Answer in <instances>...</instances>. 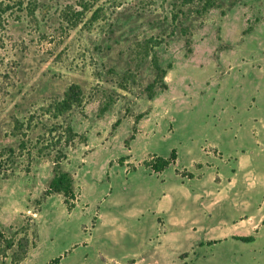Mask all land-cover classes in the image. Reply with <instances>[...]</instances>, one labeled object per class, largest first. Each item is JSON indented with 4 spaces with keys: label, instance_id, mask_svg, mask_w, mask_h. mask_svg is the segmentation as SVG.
Instances as JSON below:
<instances>
[{
    "label": "rangeland",
    "instance_id": "rangeland-1",
    "mask_svg": "<svg viewBox=\"0 0 264 264\" xmlns=\"http://www.w3.org/2000/svg\"><path fill=\"white\" fill-rule=\"evenodd\" d=\"M204 1L0 0V264H264L252 220L232 228L251 241L154 250L158 220L127 218L150 153L226 135L251 148L264 120V0ZM71 84L81 97L65 108ZM57 165L73 178L72 210L45 194ZM120 223L137 241L108 231Z\"/></svg>",
    "mask_w": 264,
    "mask_h": 264
},
{
    "label": "crops",
    "instance_id": "crops-1",
    "mask_svg": "<svg viewBox=\"0 0 264 264\" xmlns=\"http://www.w3.org/2000/svg\"><path fill=\"white\" fill-rule=\"evenodd\" d=\"M251 134V148L243 141L232 144L227 135L218 142L216 136L215 142L185 144L166 155L150 153L167 157L174 150V162L161 172L141 162L134 167L140 169L137 179L147 182L137 189L142 205L126 212L127 218L134 227L149 216L158 220L163 230L154 250L166 248L178 237L191 241L242 235L232 228L240 229L251 220L258 229L264 227V120L258 130L251 127ZM153 177L160 180L156 186L149 182ZM131 227L120 223L114 230L110 225L108 231L137 241ZM170 250L174 255L180 253L176 247ZM142 256L136 255L132 264H138Z\"/></svg>",
    "mask_w": 264,
    "mask_h": 264
},
{
    "label": "trees",
    "instance_id": "trees-1",
    "mask_svg": "<svg viewBox=\"0 0 264 264\" xmlns=\"http://www.w3.org/2000/svg\"><path fill=\"white\" fill-rule=\"evenodd\" d=\"M88 1V0H87ZM215 2L213 0H205L203 4V10H207L208 8L214 6ZM141 48H143L144 54L148 55L150 53L149 46L142 44ZM154 67L157 71L158 75H165V70H163L157 63H156V56L153 55ZM161 86L165 87L166 84L161 82ZM149 88L152 87V84L148 86ZM81 92L76 84H71L68 87V90L65 93V97L62 100V103L65 108L70 107V105L78 103L80 101ZM108 108V104L102 106L101 111H105ZM119 120H116L117 123ZM70 129V128H69ZM78 136L77 132H73L70 130V136ZM85 140V138L83 137ZM175 153L174 150L171 151L170 155L167 157H163L160 155H152L148 159L144 160L143 164L151 169L153 172H161L165 169L169 164L173 163L175 160ZM53 193H61L64 197V204L68 210H72L75 207L76 201H73L75 198V189L73 184V178L71 174L67 171H63L60 166H55L54 174L49 181L48 187L45 190V194H53ZM243 241H251L253 239L252 236H234ZM14 245V241L10 239H5V248H11ZM21 247L23 244L19 243ZM24 249V248H22ZM17 258L14 260V262Z\"/></svg>",
    "mask_w": 264,
    "mask_h": 264
}]
</instances>
